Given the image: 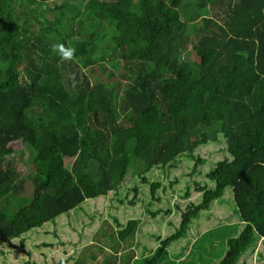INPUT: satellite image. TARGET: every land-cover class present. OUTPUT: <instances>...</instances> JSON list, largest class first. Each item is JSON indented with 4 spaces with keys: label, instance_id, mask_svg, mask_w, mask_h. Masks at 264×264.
<instances>
[{
    "label": "trees",
    "instance_id": "1",
    "mask_svg": "<svg viewBox=\"0 0 264 264\" xmlns=\"http://www.w3.org/2000/svg\"><path fill=\"white\" fill-rule=\"evenodd\" d=\"M219 136L227 157L208 174L213 187H197L202 201L180 229L149 256L128 248L106 264H183L168 247L226 189L239 221L206 230L187 258L236 264L264 240V0H0L1 250ZM17 141L34 153L27 196L6 162ZM139 224L108 235L115 250Z\"/></svg>",
    "mask_w": 264,
    "mask_h": 264
},
{
    "label": "rangeland",
    "instance_id": "2",
    "mask_svg": "<svg viewBox=\"0 0 264 264\" xmlns=\"http://www.w3.org/2000/svg\"><path fill=\"white\" fill-rule=\"evenodd\" d=\"M62 1L78 4L82 8L87 0H56L57 3ZM186 10L191 16V8ZM99 50L104 51L103 48ZM92 73L94 77L101 74L97 68ZM7 148L12 154L6 158V162L26 181L22 192L27 196L34 153L20 141L9 144ZM225 148L226 142L219 136L218 142H208L195 149L192 157H178L164 167L144 173L140 178H132L105 197L87 200L77 209L5 245L0 249V264H106L109 258H119L127 252V244L122 242L115 250V244L108 239V235L117 234L131 220H139L140 224L134 239L135 246L130 250H135L136 259L149 256L161 240L180 229L181 215L190 206L200 204L203 192L197 187L204 190L213 187L208 174L227 157ZM71 162L65 160V166L70 168ZM152 183L160 184L154 193L150 189ZM232 196L230 189L224 190L221 199L213 201L208 211L200 212L199 217L192 220L186 237L168 247L172 260L174 258L183 264H200L198 254L187 258L195 239L200 238L206 229H218L239 221ZM100 236H104V239ZM95 245L102 249L101 253L97 254ZM204 245L209 246L208 243ZM211 248L216 252L219 246L212 245ZM236 264H264V240L257 238L253 241Z\"/></svg>",
    "mask_w": 264,
    "mask_h": 264
},
{
    "label": "clouds",
    "instance_id": "3",
    "mask_svg": "<svg viewBox=\"0 0 264 264\" xmlns=\"http://www.w3.org/2000/svg\"><path fill=\"white\" fill-rule=\"evenodd\" d=\"M53 51L57 52L63 60L71 61L75 56L76 49L71 46H65L64 44H56L53 45Z\"/></svg>",
    "mask_w": 264,
    "mask_h": 264
},
{
    "label": "crops",
    "instance_id": "4",
    "mask_svg": "<svg viewBox=\"0 0 264 264\" xmlns=\"http://www.w3.org/2000/svg\"><path fill=\"white\" fill-rule=\"evenodd\" d=\"M140 229V228H139ZM207 230V229H206ZM239 230H241V226H240V228H239ZM138 229H137V232H136V234H135V236H134V238H133V240L132 241H129L128 243H126L127 245H126V249H131V248H133L134 246H135V242H134V239H135V237H136V235L138 234ZM201 235V234H200ZM199 235V236H200ZM134 253H135V250H134ZM136 254V253H135ZM143 257V256H142ZM135 259H136V257H135Z\"/></svg>",
    "mask_w": 264,
    "mask_h": 264
}]
</instances>
